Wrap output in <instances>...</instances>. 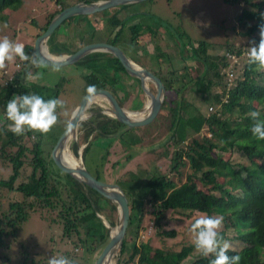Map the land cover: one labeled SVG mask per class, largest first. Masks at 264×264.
<instances>
[{"label": "trees", "instance_id": "16d2710c", "mask_svg": "<svg viewBox=\"0 0 264 264\" xmlns=\"http://www.w3.org/2000/svg\"><path fill=\"white\" fill-rule=\"evenodd\" d=\"M63 1L58 0V4L61 5L59 10L54 11L47 18V23L40 29L37 38L47 30L55 15L79 2V0L68 3ZM233 2L240 8L238 21L241 27L248 29L241 33V36L252 38L258 45L260 37L256 34L259 33V26L264 24L262 13L264 0H233ZM23 3L24 0H0V20H5L3 13L7 8L19 9ZM146 3H141L140 6ZM132 7L135 6H123L120 10L130 9L131 12L135 10ZM110 11L105 18L106 28L115 31L114 41L110 44L118 46V43L125 40L126 33L128 38L126 44L129 47L143 37V34L149 33L146 35L152 38L155 34L157 36V30L154 32L151 27L140 30L138 22L128 24L127 21L141 18L145 16L144 13L136 11L126 19H122L121 11L117 10L114 13ZM105 12L95 14V17L104 18ZM164 27L168 32L169 28L166 25H161L159 28ZM59 38L58 29L48 40L52 55H68L77 49L75 47L69 50ZM34 44L25 45V52L30 56L34 54ZM248 50L250 51L249 46L227 48L228 55L237 59L234 73H238L234 82H229L223 72L217 71L215 65L221 63V59L212 56L211 47L204 42L199 43L194 52L192 51L203 65V73L199 80L186 82L188 75L181 76L184 81L175 80L176 69L168 71L167 74L162 71L157 73L167 93L174 92L176 97L169 100L168 95L161 114L152 124L145 127L154 125L155 129L163 128L167 137L164 141L179 137L182 134L181 129L185 131L190 129L198 136L187 142L177 138L176 143L180 147L178 146V149L172 153L171 170L165 174H156L146 181L148 200L145 203L150 206L159 237L177 236L175 231H162L163 222L166 221L169 211L188 215L199 212L206 216H220L223 217V230L219 232L220 235L225 238L227 232L233 231V239L240 247L229 249L227 255L229 257L239 255L240 260L246 264H264V140L253 136L251 132L253 120L250 115L251 112L257 111L260 113L258 119L264 120V81L260 79L264 77V71L257 70L255 64L249 63ZM16 60L22 65L18 64L21 67L17 68L14 78L9 79L6 84L0 83V112L7 121L9 120L6 116V105L14 95L38 94L45 100L59 97V83L51 90L33 83L30 87L24 86L23 71L31 62L21 61L19 57ZM240 60H246L242 78H239L241 77L238 66ZM108 65L111 69L113 66H118L126 72L111 55L102 53L87 56L76 64L89 71V74L83 77L84 95L88 94L87 89L91 85H94L96 90L108 88L103 79L109 72V67L106 69ZM32 67L37 73L39 67L34 65ZM224 67H228V62L224 63ZM188 72L189 69L185 68V73ZM191 82L193 84H190ZM189 87L196 92L202 90L200 97L214 110L213 113L206 116L198 108L197 110L194 108L196 113L194 115L185 111L189 104L184 92ZM91 123L81 125L80 131L88 129V132H85L86 138L80 137L81 143L88 141L92 133L96 135L93 137L103 140L100 141L103 148L108 146L109 137L120 140L125 147L126 145L133 147L142 140L139 136L145 137L134 133L135 138L125 141L126 133L134 129L125 131V125L112 121L107 116L98 115L91 120ZM114 124H117L115 125L117 127L114 128ZM204 127L207 129L206 133L200 134ZM0 131V138L1 136L7 138L3 151L9 150L7 160L12 169L10 178L0 182V198L5 197V192H17L21 194L23 200L10 202L6 210L0 205V248L3 246L1 236L4 234L14 236L27 221L29 214L36 212L41 213L46 221L61 225L69 238L76 235L79 239V244L75 243L76 247H84L87 253L93 254L99 246H103L108 240L109 229L98 214L104 215L111 225L115 226L118 221L116 206L91 188L86 192L74 178L54 167L45 157L42 143L37 139L39 135L35 137V131L26 130L22 135H16L5 124L0 125ZM91 145L92 143H89L84 151V159ZM169 146L171 147V142ZM236 150L255 165L253 169L249 170L247 166L240 164L235 166L231 161L232 156L227 160L223 158L225 154L232 155ZM72 151L76 155V151L74 149ZM187 168H190L192 173H187L186 180L182 182ZM200 173V181L207 190H202L197 185L196 175ZM94 177L103 180L99 173ZM127 182L124 181V184ZM229 189L234 192L228 191ZM126 194L132 205V213L121 251V264H188L187 260L195 252L194 245L184 246L179 251H167L154 248L148 242H137L144 220L143 207L138 208L136 212L133 198L129 193ZM228 216L235 220L233 226L228 224ZM214 258L213 255L209 257L200 255L190 264H211ZM72 262L75 264L74 261Z\"/></svg>", "mask_w": 264, "mask_h": 264}, {"label": "rangeland", "instance_id": "374dc122", "mask_svg": "<svg viewBox=\"0 0 264 264\" xmlns=\"http://www.w3.org/2000/svg\"><path fill=\"white\" fill-rule=\"evenodd\" d=\"M69 1L73 2L78 0H64L63 3H68ZM80 1L82 0H79V2ZM241 5L243 6V4ZM60 6L58 0H24L23 5L19 9L7 8L3 13L5 20H0V38L7 36L13 42L23 43L24 45L35 43L34 41L37 40L36 36L41 32L40 29L45 27L47 23V18L54 11L59 10ZM132 6H135L132 7L135 9L134 11L138 10V7H140V9L145 7L143 11L145 16L137 18L134 21H127L129 25L132 22H138L140 30H145L146 27H151L154 32L157 30V36L156 34L154 35L155 37L153 36L155 39L146 35L149 34L146 33L137 40L139 43L137 42L138 44L136 43V45H134L137 52V54H134V57L138 62L143 65L146 64L145 66L155 71L162 69L161 71L163 73L164 71L168 72L176 69L177 74L174 79L178 81H184L181 77L182 75H188V77H186V82L195 80L202 75L203 65L198 61L197 56L194 55L193 52L199 43L204 42L211 47V55L214 57L218 56L221 59V63L215 65V67L218 68L217 71L223 72L226 76L225 78H228L229 82H234V80L237 79L238 72L234 73L237 59L228 55L227 48H238L240 46L251 47L253 39L241 36V33L246 32L248 29H243L241 27L238 21L240 8L233 0H152L147 2L144 6H140V4ZM120 8L121 7L114 8L112 12H116V10H120ZM129 10L130 9L125 12L122 11L120 17L122 19L129 17L131 15ZM110 12V10L106 11L103 14L104 18L101 16L90 18V23L92 22L91 25L94 27L91 32L88 31L86 23L83 22L80 25H73V27L69 28L64 27L66 26L65 24L59 30V34H63L61 35V40H64L63 42H65L69 50L82 46V41H84L82 38L84 37L85 40H88V43L108 41V43H112L114 41L115 31L109 30V27H105V29L102 28L104 25L103 20H105L106 15ZM262 13L264 14V10ZM5 23L8 25L6 29L3 28V24ZM74 24L76 23L74 22ZM161 25H166L169 28L168 32L171 34L166 31V27L159 28ZM256 35L260 37L259 33ZM127 39L126 33L125 40L120 44L118 43V45L124 47V42H126ZM225 62H228V67H224ZM244 62H246V60H240L238 63L241 76L239 78H242ZM18 64L21 63H19L16 58L7 64V68L3 70V72H0V83L4 84L12 78L17 68L20 69L21 67H17ZM108 67L109 65L106 69H108ZM185 68L189 69L188 73H185ZM34 71V69L29 71L33 77L36 74ZM110 71L111 67H109V72ZM262 71H264V69ZM38 72L41 76L39 82L46 86L47 90L55 88L58 83L60 84L59 97L56 99L63 102V107L57 108L56 114L58 120L52 129L46 134L35 131V137L39 135L37 139L42 143L43 153H46L49 141L52 142L51 139L53 138L54 140L55 136L59 135L69 124L74 109L83 99V87L85 86L83 77L85 74L82 73L83 71L79 66L75 65L61 68L59 71H53L51 68L41 66L38 68ZM23 73H25V71H23ZM125 77L126 79L123 81L124 84L128 83L127 78H130L128 75ZM260 79L264 81V77ZM31 81L35 82L37 78L35 77L34 79L28 80L26 76L23 77L22 75V83L24 86L30 87ZM190 84H193V82ZM116 92L119 94L118 91ZM141 92L142 91H140L138 95L142 96ZM201 92L202 90L200 92L192 91L191 87L184 92V96L188 102L187 104H189L185 110L186 112L194 115L196 114L194 108L200 109L199 111L206 116L214 112V110L211 111L204 99L200 97ZM138 95L137 100H133L132 111L140 110L143 105V101ZM167 95H169V100L176 97L174 92L167 93ZM207 96H209L208 93ZM125 100L127 99H123V101ZM92 110H97V106L92 105L89 111ZM10 123L11 121H7L0 112V125L5 124L7 128H9ZM83 123L89 124L91 123V119H87L82 122L81 125ZM115 125L117 124L113 125L114 128L117 127ZM181 130V132H177L178 134L179 132L182 133L179 137L177 136L174 140L169 139L168 141H164L167 137L165 136L163 128L155 129L154 125L152 127L135 128L133 131L126 133L125 141H130L133 137L135 138V134L144 135L145 137L139 136L142 140L133 147H128V145L125 147L120 140L109 137L107 140L108 146L103 148V144L100 142L103 140L93 137L95 133L89 136L88 141L82 143L79 141V148L86 147L87 144L92 143L85 157V166L87 170L93 176L99 173L104 181L120 184L122 189L133 198L136 212L139 210L138 208L143 207L144 220L141 224L137 242H148L154 248L167 251H179L184 246L194 245L193 241L195 234L190 231L191 225L199 216H206L199 212L188 215L182 212L169 211L166 215V221L163 222L162 231H175L177 232V236L175 238H163L158 236L150 206L145 203L148 200L146 181L156 174H165L171 170L172 153L175 152L179 146L176 143L177 138L187 142L191 138L198 136L190 129L186 131L184 129ZM206 131L207 129L204 127L200 134H205ZM184 132L186 133L184 134ZM79 134L80 132L78 135ZM151 134H154V136H151ZM81 135L82 134H80V137L84 138V136L82 137ZM6 142L7 138L1 136L0 182L7 181L12 174V169L7 160V153L9 150L3 151ZM170 142L171 147L169 146ZM74 146L75 144L72 143L70 147L72 154H74L72 151ZM230 157L235 166L240 164L242 166H247L249 170L253 169L255 166L251 164L242 153H238L237 150L234 151L232 155L225 154L223 156L225 160ZM187 173H192V170L187 168L184 171L182 182L186 180ZM244 174L246 173L244 172ZM200 178L201 173L196 175L197 185L200 189L207 190L201 183ZM124 181H128L127 184H124ZM228 191H231V189ZM231 192L234 191L232 190ZM4 195L5 197L2 196V199L0 198V205L3 210H6L9 203L12 201H23L21 194L17 192H5ZM227 222L229 225L233 226L235 220L228 216ZM222 230L221 227L219 232ZM81 233L84 235L83 231H81ZM233 237L234 232L229 231L227 232V236L223 239L231 244L230 249H239V244L234 241ZM1 238L3 239V246L0 248V264H47L51 256L61 255L74 261L75 264H93L95 261V253H87L86 249L81 246L76 247L75 243L79 244V239L76 235L69 238L68 234L64 233L61 225L46 221L39 212L29 214L27 221L21 225L14 236L4 234ZM200 255L201 254L195 249V252H193L190 257L191 259L189 258L190 260H187L188 264L195 261ZM120 260L121 253L119 255L117 252L114 261H118V264H121ZM240 264L246 263L240 260Z\"/></svg>", "mask_w": 264, "mask_h": 264}, {"label": "water", "instance_id": "95a60500", "mask_svg": "<svg viewBox=\"0 0 264 264\" xmlns=\"http://www.w3.org/2000/svg\"><path fill=\"white\" fill-rule=\"evenodd\" d=\"M152 0H83L72 6L65 8L55 15L47 30L37 38L34 44V53L43 61L44 67L54 69V62L62 61L60 68L73 66L81 62L85 57L93 53H105L116 59L125 71L140 84L144 94L147 96L146 106L137 111H132L123 107L112 92L107 89L96 90L94 94H86L74 109L69 124L51 139L47 144L48 150L45 157L57 169L68 174L79 182L88 191L91 188L109 199L118 210V222L115 226L105 218L103 220L109 229V237L103 246H99L95 252L93 264H111V249H117L121 253L127 230L131 221L132 205L126 192L115 183L104 181L94 177L85 166L84 148H79L78 131L80 124L87 119L97 115H105L110 119L126 126L125 131L135 128L145 127L152 124L161 114L165 100L166 88L161 79L149 68L142 66L131 60L125 52L118 46L105 42H92L80 46L77 50L68 55L54 56L50 53L48 40L67 20L79 16H92L117 7L137 5ZM98 99H103L107 105L98 104L101 109L89 111L92 104ZM97 103V102H96ZM75 144L76 155L71 153V145ZM67 146V147H66ZM68 149V150H67ZM71 155V162L64 159V152ZM124 210L120 209V206ZM117 254V253H116ZM114 261V260H113ZM115 262V261H114ZM118 264V261L115 262Z\"/></svg>", "mask_w": 264, "mask_h": 264}, {"label": "clouds", "instance_id": "9594fccd", "mask_svg": "<svg viewBox=\"0 0 264 264\" xmlns=\"http://www.w3.org/2000/svg\"><path fill=\"white\" fill-rule=\"evenodd\" d=\"M7 23L3 28H7ZM260 40L258 45L252 42L248 53L249 63L255 64L257 70L264 69V24L259 26ZM19 57L21 61H30L34 66L41 67L43 61L34 53L31 56L25 52L23 43L13 42L7 36L0 38V72L7 68V64ZM62 61L54 62V70L59 71ZM39 74H37L38 76ZM28 80L34 79L31 73H27ZM96 91L95 86L88 87L87 92L91 95ZM63 107V102L53 98L45 100L38 94L14 95L6 105V116L11 123L9 129L16 135H22L26 130L48 133L57 123V108ZM253 120L251 132L259 140H264V120L258 119L260 113H250ZM99 215V214H98ZM223 217L199 216L191 225V233L195 234L194 246L197 252L204 257L213 255L211 264H239L240 256L229 257L228 250L231 244L224 240L219 233L222 227ZM47 264H73L65 256H51Z\"/></svg>", "mask_w": 264, "mask_h": 264}, {"label": "crops", "instance_id": "0c3cea01", "mask_svg": "<svg viewBox=\"0 0 264 264\" xmlns=\"http://www.w3.org/2000/svg\"><path fill=\"white\" fill-rule=\"evenodd\" d=\"M83 1V0H82ZM74 5V4H73ZM72 6V5H71ZM69 7V6H68ZM138 10H136V11H138V12H142V13H144L143 11L145 10V7H142L141 9H140V7H138L137 8ZM117 11V10H116ZM118 11H121V10H118ZM123 11V10H122ZM121 11V12H122ZM125 11H128V9L127 10H124V12ZM136 11H132V12H130L131 14L132 13H134V12H136ZM112 13H114V12H112ZM95 15H92V16H79V17H75V18H71V19H69V20H67L65 23H63L61 26H60V28H59V30L66 24V26H64V27H67V28H69V27H73V25H75V26H77V25H80L82 22L83 23H86V26L88 27V31L89 32H91V30H92V28H94L92 25H91V23H90V18L91 17H94ZM76 19H79V20H76ZM102 19V18H101ZM100 19V20H101ZM75 20V21H74ZM99 20V21H100ZM68 22H69V24H68ZM74 22L76 23V24H74ZM105 22V23H104ZM103 27L102 28H104L105 29V27H106V20H103ZM76 28H79V27H76ZM85 32H86V30H85ZM60 35V41L62 42V43H64L65 44V42H63L64 40H61V35H63L62 33H60L59 34ZM84 41H82L83 42V44L85 43H88L87 41L88 40H85V37L84 38H82ZM109 42V41H108ZM108 42H105V43H108ZM138 41H136L135 42V44L134 45H136V43H137ZM127 42H125L124 43V47H122L121 45L119 46L118 45V47H120L124 52H125V54L131 59V60H133L134 62H136V63H138V64H140V65H142V66H145V65H143L142 63H140V62H138L137 61V59H135V57H134V54H137V52H136V50H135V47H134V45H132L131 47H129L127 44H126ZM139 43V42H138ZM137 43V44H138ZM77 46V45H76ZM79 47V46H78ZM77 47V48H78ZM93 54H96V53H93ZM93 54H91V55H93ZM102 54H105V53H102ZM90 56V55H89ZM104 61V60H103ZM32 63L30 64V66L26 69V70H24L25 71V73H23V77L24 76H27V73H29V71H31L32 69H34L33 67H32ZM76 66V65H75ZM69 67H72V66H69ZM145 67H147V66H145ZM80 69H82V73H84L85 75H87V74H89V71H87V69L85 68V67H79ZM147 68H149V67H147ZM61 69V68H60ZM153 73H155L156 75H157V73L158 72H161V70L162 69H158L159 71H155V70H153V69H151V68H149ZM53 71H55L54 69H53ZM164 73L165 74H167L168 72H165L164 71ZM36 74H39L38 76L36 75ZM35 74V76L34 77H36L37 78V81H35V82H33V81H31V83H33V84H39L40 86H42V87H46V86H44V85H42V84H40V82H39V80H40V78H41V76H40V73L37 71V73ZM159 74V73H158ZM126 75H128L127 74V72H123L118 66H113V68L111 69V71L110 72H108L105 76H104V81L106 82V84H107V90H109L110 92H112L113 94H114V96L117 98V100L119 101V103L123 106V107H125V108H128V109H130V110H133V100L135 101V100H137V95L139 94V92L140 91H142L141 92V94H142V96L141 95H138V97H140L141 98V100L143 101V105H142V109L146 106V104H147V102H148V100H147V96L144 94V92H143V90H142V88H141V86H140V84L137 82V80L136 79H134L133 77H131L130 75H129V77L130 78H127L128 79V83H126V84H124L123 83V81H124V79H126ZM158 76V75H157ZM159 77V76H158ZM84 88H85V86L83 87V90H84ZM116 91H118V93L119 94H117V92ZM85 96V95H84ZM83 96V97H84ZM167 93H166V98H167ZM136 98V99H135ZM123 99H127V100H125V101H123ZM97 102V103H96ZM96 102L94 103V104H92L93 106L94 105H96L97 107H100L98 104H101V105H107V102L105 101V100H103V99H98V100H96ZM91 105V106H92ZM165 105V104H164ZM141 108H140V110H141ZM98 110H100V109H98ZM92 111H96V110H92Z\"/></svg>", "mask_w": 264, "mask_h": 264}, {"label": "bare ground", "instance_id": "6f19581e", "mask_svg": "<svg viewBox=\"0 0 264 264\" xmlns=\"http://www.w3.org/2000/svg\"><path fill=\"white\" fill-rule=\"evenodd\" d=\"M66 147H67V146H66ZM67 150H68V149H67ZM63 152H64V151H63ZM64 154H65V155H63V156H64V159L67 160V162H68V161L71 162V158H70L71 155H69V154L67 153V151H65ZM120 209L124 210V207L121 205V206H120ZM116 253H117V249H115V248L111 249V256H112V258H111V260H112V261H111V264H115V262H114L113 260H114V257H115V255H116Z\"/></svg>", "mask_w": 264, "mask_h": 264}, {"label": "flooded vegetation", "instance_id": "af4514ba", "mask_svg": "<svg viewBox=\"0 0 264 264\" xmlns=\"http://www.w3.org/2000/svg\"><path fill=\"white\" fill-rule=\"evenodd\" d=\"M128 74V73H127ZM128 76H129V74H128ZM98 109H101V107H97V110L96 111H98ZM98 116V115H97ZM102 116H105V115H102ZM96 116H94V117H92V118H90L91 120L92 119H94ZM112 121H114V120H112ZM116 122V121H115ZM119 123V122H118ZM80 127H81V124H80ZM80 127H79V130H80ZM80 132V134H82L81 136L83 137L84 136V139H85V132H88V129L86 128V129H84L83 131H78V133ZM82 132V133H81ZM80 134L78 135L79 136V139H80ZM83 139V140H84ZM79 144H80V142H79ZM89 146V144H87V146L85 147H83L84 148V151L87 149V147Z\"/></svg>", "mask_w": 264, "mask_h": 264}, {"label": "built area", "instance_id": "2783aa9c", "mask_svg": "<svg viewBox=\"0 0 264 264\" xmlns=\"http://www.w3.org/2000/svg\"><path fill=\"white\" fill-rule=\"evenodd\" d=\"M17 67H19V65H17ZM14 78V75L12 76V78L10 79V80H12ZM6 84V83H5ZM211 109V111H212V108H210Z\"/></svg>", "mask_w": 264, "mask_h": 264}]
</instances>
